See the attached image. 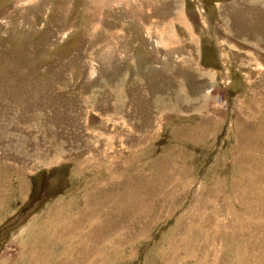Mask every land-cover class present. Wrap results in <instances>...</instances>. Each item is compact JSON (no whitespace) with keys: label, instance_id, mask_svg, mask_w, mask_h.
<instances>
[{"label":"rangeland","instance_id":"rangeland-1","mask_svg":"<svg viewBox=\"0 0 264 264\" xmlns=\"http://www.w3.org/2000/svg\"><path fill=\"white\" fill-rule=\"evenodd\" d=\"M0 264H264V0H0Z\"/></svg>","mask_w":264,"mask_h":264},{"label":"trees","instance_id":"trees-1","mask_svg":"<svg viewBox=\"0 0 264 264\" xmlns=\"http://www.w3.org/2000/svg\"><path fill=\"white\" fill-rule=\"evenodd\" d=\"M27 208H28V207L24 208L23 211H22V213H23L24 216H25V213H26ZM19 216H20V215H19ZM17 221H22V218H17ZM12 225H14V223H12V224L9 225L10 228L12 227Z\"/></svg>","mask_w":264,"mask_h":264}]
</instances>
